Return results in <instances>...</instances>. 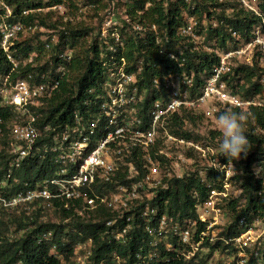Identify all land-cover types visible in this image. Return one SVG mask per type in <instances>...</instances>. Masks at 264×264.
I'll list each match as a JSON object with an SVG mask.
<instances>
[{"label":"built area","instance_id":"2783aa9c","mask_svg":"<svg viewBox=\"0 0 264 264\" xmlns=\"http://www.w3.org/2000/svg\"><path fill=\"white\" fill-rule=\"evenodd\" d=\"M174 1L156 0L162 3L164 9ZM126 2L110 0L100 27L102 51L99 60L104 70L102 81L87 91L91 99L83 102L82 110L75 109L71 113L70 122L54 134L50 143L46 140L47 134L54 129L49 125L40 127L34 107L58 91L65 75L64 63L70 61L72 51L64 50L57 60L51 56L47 63L54 69V74L50 70L37 74L38 81L32 74L15 81L10 80V75L3 79L0 87V154L4 156L7 167L0 175V218L22 213L32 216L39 210L47 213L55 208L72 209L78 215L106 209L117 214V218L124 223L121 228L115 227L117 218L105 223L103 235H106L109 243L127 246L133 220L143 227L146 240L140 251L134 253L131 264H154L156 261L162 264H169L170 261L201 264L204 261L207 264L213 254H220L218 264H249L250 261L245 259L246 249L251 245H261L258 241L261 236L264 237V229L255 240L252 238V226L238 236L220 235L224 228L219 227L222 217L219 206L230 198L236 199L241 193L239 190L235 196L230 191L237 171L233 170L231 162L222 160L223 154L219 148L204 145V140L194 142L179 138L169 132L168 124L182 110L200 111L210 118L225 108L264 109V99L257 96L243 99L234 94L228 84L237 64L252 66L249 54L264 56V32L260 27H254L250 40H245L244 45L232 50L213 47L214 42L204 47L203 51L213 53L218 61L196 96L190 94L192 76L164 69H159L158 75L151 79L149 89H141L139 83L143 80L144 61L143 58L134 56L128 59L125 56V39L133 37L145 40L150 36L154 45L162 49L168 37L165 29L160 30L156 24L140 21L138 17L142 11L136 12L132 19L126 12ZM242 3L248 7L243 0ZM149 6L150 3L145 4V8ZM0 7L6 16L10 14L9 7L2 1ZM248 8L257 14V10ZM196 25L197 22L191 19L176 32L182 43L193 45V51L198 50L205 41L204 35L194 34ZM20 30L18 24L0 23V47L12 66V72L17 69L18 63L11 55L10 48ZM229 33L232 39L241 43L240 34L231 29ZM41 42L37 46L40 52L45 53H50L57 43L54 41L52 45L51 40ZM134 44L137 45L136 42ZM36 54H29L25 63L35 66ZM168 57L177 62L173 53H168ZM242 84L243 81H239V85ZM150 91L154 92L156 98L145 106V97ZM3 112L8 113L5 119ZM180 146L199 155L206 163L204 170L212 168L222 175L221 188L217 190L207 186V197L193 205L196 218H180L168 213L166 202H161L157 197L160 190L167 188L169 178L179 179L185 174L180 172L181 162L175 157ZM48 155L57 165L55 175L37 182L33 188L14 191L17 181L15 173L23 162L28 158L45 159ZM135 160L140 161V169L136 167ZM205 173L199 171L202 177ZM251 173L256 179L261 175V171ZM201 181L204 182V179ZM193 197H196L195 193ZM238 225L247 227L244 217L239 218ZM25 230L21 228L16 231V226L12 225L8 234L18 239ZM51 236V231L41 233L38 243L50 241ZM216 241L222 244L211 252L210 246ZM92 248V239L77 244L69 264L127 263V259L116 251L108 258L104 256L94 260ZM160 253L165 255L160 257ZM49 255L63 263V257L55 246L51 247ZM258 256V252H255V264H258Z\"/></svg>","mask_w":264,"mask_h":264},{"label":"trees","instance_id":"16d2710c","mask_svg":"<svg viewBox=\"0 0 264 264\" xmlns=\"http://www.w3.org/2000/svg\"><path fill=\"white\" fill-rule=\"evenodd\" d=\"M0 1L10 9V14L6 16L5 11L0 7V23L20 25L21 30L17 33V37H20L24 31H30L38 27L56 29L55 23L49 24L46 22L50 13L42 14L40 12L64 5V0ZM85 3L92 4L97 11L103 10L107 6L104 0H85ZM146 3H150L148 8H145ZM238 5L232 6L226 2H219V0H189V3H186L185 0H175L169 2L167 8L164 9L162 3L156 2V0H132L131 5L126 7L127 14L134 19L136 12L142 11L138 19L156 24L160 30L165 29L164 32L168 37V42L162 49L154 45L150 36H147V41L146 39H134L133 37L125 39L127 44L125 56L128 59L134 56L143 58L144 61L143 80L139 83L140 88L149 89L151 79L158 75L159 69H164L192 76L190 94L196 96L204 85L206 78L211 75V70L218 59L213 53L201 49L193 51L191 43H182L183 40L176 36L177 29L184 24L183 13L186 12L196 19L200 27L196 31L197 35H203L206 32L205 40L207 42L211 40L214 42L213 47L225 48L227 41L231 38L229 29L240 34L246 41L250 40V32L254 27L258 26L264 32V0H256L257 14ZM227 8H231L232 13L227 14ZM217 9L220 11L216 14ZM25 12L26 14H24ZM214 14L217 15V25L211 27L207 24L202 28L200 25L202 17L205 15L207 18H211ZM91 32H93L92 29L85 27L66 26L58 32L57 43L52 47L53 59L57 60V56L66 49L72 51V57L68 63H64L65 75L62 77L58 91L50 98L42 101L38 107H34V112L39 117L40 127L49 125L54 129V131L47 134L46 140L49 143L54 134L62 129L64 124L70 122L71 113L75 109L82 110L84 108L83 102L91 99L87 91L102 81L104 70L99 60L102 51L99 31L92 41L84 46L85 39L88 38ZM35 38H38V35H35ZM47 40L49 41V39ZM177 45L178 47H176ZM10 50L15 62L18 63V67L12 72V66L0 47V87L7 75H10L11 81H15L32 74L38 81L39 76L37 74L40 75L48 70L54 74V69L50 68L48 64L39 65L37 60L35 66L25 63L29 54L40 51V48L36 47L29 39L21 41L15 39ZM168 53H173L177 62L171 60ZM179 64L180 66H178ZM234 73V76L228 81L234 94H238L243 99H249L263 92L264 67H259L256 61L251 67L238 66L234 69ZM239 74L240 76H238ZM241 80L243 84L239 85ZM153 93V91H150L145 97V106L156 98ZM226 109L229 108L220 109L215 115ZM231 109L241 111L238 108ZM243 111L250 113V117L245 124V134L252 144V149L247 156L243 155L241 160L237 162L238 167L235 168L241 171V175L240 177L239 175L235 176L232 180L240 178L241 193L239 197L230 200L226 205L232 213V217L230 224L220 234L224 237L240 235L256 219L264 226V109L250 107L248 110ZM202 115L200 111H180L179 114L171 118L168 124L169 132L186 140L194 142L204 140L205 143L210 145H219L222 139V134L219 131H210L209 137L200 138L193 131L186 128L187 125H195L196 120H200ZM2 116L5 119L8 113L3 112ZM2 128L6 132L5 125ZM222 160L226 163L231 162L233 165L235 163V159L231 160L224 155H222ZM254 163H258L263 169L257 179L251 173V167ZM135 165L140 169V161L135 160ZM6 167L7 162L4 156L0 154V175ZM56 169L57 165L53 163L51 155H48L45 159L28 158L15 173L17 181L13 190L23 191L33 188L37 182L52 178ZM216 171L210 168L206 170L202 177L197 169L185 173L179 179L169 178L167 188L159 191L158 200L166 202L168 213L178 215L180 218H196L193 205L202 202L207 197L209 191L207 186L217 190L221 188L222 175ZM201 179H204V182ZM194 193L196 197H193ZM259 193L261 194L259 195ZM242 200L243 203L240 202ZM52 213L53 218L46 221H43L41 217L47 214L41 213L40 210L32 216L22 213L19 216L12 214L6 218H4L5 215L0 218V264H17V262L22 264H69L74 247L77 244L87 242L89 239L93 241L92 257L94 260H99L104 256L108 258L112 252L116 251L121 257L127 259L126 264H131L134 253L140 251L139 248L143 247L144 240H146L143 227L136 220H133L127 246L120 247L113 242L109 243L106 235H103L105 223L117 218L118 215L106 209L78 215L72 209L55 208ZM240 217H244L246 228L239 227L238 220ZM116 220L115 227L121 228L124 226L122 219L117 218ZM12 225L16 226V231L21 228L26 229L18 239L8 234L9 227ZM46 231L52 232L50 241L38 243V237ZM221 244V241L211 244L210 251L213 252ZM53 246L62 255L63 263L54 256L49 255V250ZM225 248L224 246L223 249ZM159 255L161 257L165 254L160 253ZM262 257H264V253ZM255 262V259L250 260L251 264H255ZM154 264L162 263L156 261ZM169 264L177 263L170 261ZM201 264H204V261Z\"/></svg>","mask_w":264,"mask_h":264},{"label":"rangeland","instance_id":"374dc122","mask_svg":"<svg viewBox=\"0 0 264 264\" xmlns=\"http://www.w3.org/2000/svg\"><path fill=\"white\" fill-rule=\"evenodd\" d=\"M243 1L245 2V4L248 7H251L254 10H257L256 0H243ZM104 2H106L107 6H108L110 0H104ZM185 2L189 3V0H185ZM219 2H223V3L226 2L232 6L239 4L238 5L239 7L243 6L245 10H249V8L246 7L242 3V0H219ZM131 3H132V0H127L125 7H128L127 5H131ZM71 5H73V6H71ZM107 6H106V8H107ZM121 6L124 9V5L122 3H121ZM106 8L103 10L97 11L94 9L92 4H86L85 0H64V5L59 6V7H54L51 10L50 9L42 10V12H40L42 14L50 13V15H48L46 22L49 24L55 23V25L57 26L56 29L38 27L37 29L35 28V29H31L30 31H24L20 37L16 36L15 39H17L18 41H21L24 39H29L30 41H32V43H34V45L36 47H38L37 45L42 43L41 41L49 39V40H51V43L53 45V44H55L54 41H57L58 32L60 30H63L66 26H69V27L76 26V27H85V28H89V29L93 30V32H91V34L88 36V38L85 39L84 46H87L92 41L93 37H95V34L98 31H100V27L102 26V24H103L102 22L104 21L106 13H107ZM219 11L220 10L217 9L215 11V13L217 14ZM226 13L227 14L232 13V9L227 8ZM216 14L212 15L211 18H207L204 15L202 17V20H200L201 27L203 28L207 24L211 27H215L217 25V22H218ZM191 19H193L194 22H197L193 16H189L186 12L183 13L184 23H186V22L188 23ZM199 28L200 27L197 23V25L194 29L195 35H197L196 31H198ZM35 35H38V38H35ZM203 35L206 38V32H204ZM244 41H245L244 38H242L241 43L238 41H235V39L230 38L227 41L225 47L229 50H232V49L237 48V46L244 45ZM209 44H212V41L209 40L207 42L205 40L204 44L200 45L199 49L203 50V48L206 46L208 47ZM37 53H38V54H36L38 56L37 62L39 65L48 64L47 62H49V58L51 56H54L52 49H51L50 53H45V52H40V51ZM248 56L252 57V65L256 61L258 63L259 67H264V56H258V55H254V54H249ZM238 66H242V64H237V67ZM243 66H246V65H243ZM248 67H251V66H248ZM238 76H240V74ZM257 97L264 99V90ZM215 117H216V115H214L213 117H210V118L202 115L200 120L199 119L196 120L195 125H187L186 128L190 131H193V133L198 135L200 138L201 137L202 138L209 137L210 131H219V129L216 126ZM204 145H210V144L204 143ZM212 147L214 149H218L219 145H212ZM175 157L177 159H179V162H181V167H182V171H180L181 173L193 172L197 169L199 171H204V169L206 167L205 161L202 160V158L199 157V155H197L196 153H194L192 151L187 150L186 148H184L182 146H180L179 149L177 150ZM242 157H243V155L241 156V158ZM241 158L239 160H235L234 165L231 163L233 165V170L237 171L236 176L239 175V177L241 175V171H238L235 168L238 167L237 162L240 161ZM180 159H181V161H180ZM185 162H189V163L186 164ZM251 170L252 171H263L262 167H260V165L258 163H256L255 166H252ZM162 171H166V170H162ZM240 185H241L240 178L232 181V187L230 189V191L232 193L231 195H235V196L238 195L237 194L238 191L241 190ZM230 200H232V199L230 198L229 200L225 201L224 203L220 204V206H219L222 210V217L219 220V222H220L219 227H221V228H225L231 222L232 213L227 209V206H226ZM240 202L243 203V200ZM46 214H47L46 216L44 215L41 217L43 221H46L50 218H53V216H52L53 213L51 211L47 212ZM250 226H252V228H253V233H252L253 237L252 238L254 240L262 235V231L264 229V226L258 219L254 220ZM258 242L261 243V245L259 247L257 245L256 246L251 245L250 248L246 249L245 259H247L248 261H250L251 259H255V261H256L255 252H258L259 255L261 254L257 258L259 260L258 264H263L264 257H262V254L264 253V237L261 236L259 238ZM219 255L220 254H215V255L213 254V256L210 258V260L208 261L207 264H218V259H219L218 256ZM249 264H251V263H249Z\"/></svg>","mask_w":264,"mask_h":264},{"label":"clouds","instance_id":"9594fccd","mask_svg":"<svg viewBox=\"0 0 264 264\" xmlns=\"http://www.w3.org/2000/svg\"><path fill=\"white\" fill-rule=\"evenodd\" d=\"M235 99V98H233ZM250 113L243 110L234 111L231 108L216 115V126L222 133L219 151L231 160H239L242 155L247 156L252 144L246 136L245 124Z\"/></svg>","mask_w":264,"mask_h":264}]
</instances>
